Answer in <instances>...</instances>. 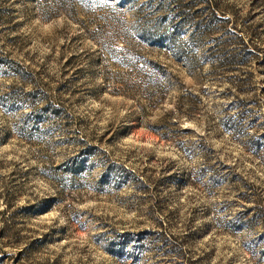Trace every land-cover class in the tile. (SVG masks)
I'll return each instance as SVG.
<instances>
[{
	"label": "rangeland",
	"instance_id": "rangeland-1",
	"mask_svg": "<svg viewBox=\"0 0 264 264\" xmlns=\"http://www.w3.org/2000/svg\"><path fill=\"white\" fill-rule=\"evenodd\" d=\"M0 264H264V0H0Z\"/></svg>",
	"mask_w": 264,
	"mask_h": 264
}]
</instances>
